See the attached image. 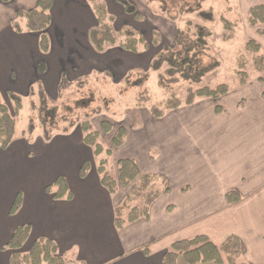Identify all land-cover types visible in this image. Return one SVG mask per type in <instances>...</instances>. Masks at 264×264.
I'll list each match as a JSON object with an SVG mask.
<instances>
[{
  "label": "crops",
  "instance_id": "1",
  "mask_svg": "<svg viewBox=\"0 0 264 264\" xmlns=\"http://www.w3.org/2000/svg\"><path fill=\"white\" fill-rule=\"evenodd\" d=\"M38 2L0 0L2 95L30 93L27 90L39 83L47 95L58 97L64 86L92 78L102 63L136 69L145 61L141 50H96L90 33L98 20L90 0H52L50 51L42 52L39 33L19 34L12 28L19 11L37 8ZM227 3L241 19L231 23V39L223 41L234 42L240 30L246 34V47L254 41L264 54V24L249 23L250 11L264 6V0ZM221 33H226L225 27ZM255 74L217 103L199 99L159 119L140 110L139 122L124 124V144L112 149L114 165L110 168L108 162L107 170L117 178V162L133 160L140 174L135 183L155 177L153 186L161 196L150 205L148 217L126 222L121 229L116 227V210L133 185L119 184L115 194L104 187L97 166L101 159L85 144L81 127L49 140L45 134L36 138V132L30 139L16 129L9 147H0V264L23 258L39 240L54 243L69 264H161L174 243L198 236L217 246L237 237L244 261L264 264V74ZM216 107L223 112L216 113ZM101 124L93 126L100 131ZM115 133L114 127L112 138ZM59 178L65 179L67 192L56 198ZM231 191L242 196L240 204H227ZM18 195L20 208L12 213ZM143 208V199L133 202L122 212V220ZM21 227H29L22 248H6Z\"/></svg>",
  "mask_w": 264,
  "mask_h": 264
},
{
  "label": "trees",
  "instance_id": "2",
  "mask_svg": "<svg viewBox=\"0 0 264 264\" xmlns=\"http://www.w3.org/2000/svg\"><path fill=\"white\" fill-rule=\"evenodd\" d=\"M4 3H9L11 0H1ZM120 6H122L124 13L127 15H133L138 18L137 7L129 0H115ZM93 3L94 11L98 20V27L94 28L90 33V39L96 50L100 53L104 52L108 46L120 47L126 51L138 53L140 47L148 44L146 38L143 35L130 26L124 27L123 37L124 42L118 40L115 34V22L116 17L111 15L108 11V6L105 4V0L101 3L97 0H90ZM97 4V5H96ZM52 8V0H39L37 8H33L27 11H19V19L26 22V27L22 28L18 20L13 21L12 28L15 32L22 34L23 32H34L40 34L39 47L44 53L50 51V38L48 35V29L52 22L50 10ZM198 17L203 21L204 25H198L197 31L194 36L197 38H191L189 33L184 31H178L175 35L181 50L176 53H171V49L167 45H163V52L158 54L152 61L150 69L152 72L159 73V86L163 89H171L170 86L178 83L177 79H170L166 81L163 74L160 73L162 66L165 63L170 65L168 74L170 77L176 74H182L186 81H190L192 85H198L203 83L204 78L213 73L221 67V62L214 58L211 54V48L209 39L213 37L214 33L208 28V25L216 23V16L213 10L200 11ZM249 23L252 26L264 24V6H258L250 11ZM225 30L231 32L233 25L231 23H224ZM186 35V36H185ZM155 38V39H154ZM224 41H229L231 35L226 34L223 37ZM155 46L161 43V38H157L156 33H153V42ZM247 51L254 55L253 65L255 72L264 74V54L261 53L260 46L254 41L247 43ZM201 54H206L209 58H212L214 63H210L208 66H201V62L194 59ZM192 55V56H191ZM239 75H243L241 78V85H246L250 79L244 72L249 64V61L245 56L239 58ZM187 66V67H186ZM41 71V68H40ZM194 73V75H192ZM147 77L148 74H146ZM141 82V81H139ZM137 86V85H135ZM63 87V85H62ZM230 87L227 85H220L215 89L203 87L202 89L195 90L189 88L187 90V97L185 101H182L173 94V97L164 103L162 108L152 107L150 112L155 118L164 117L168 111L178 110L182 106H193L199 99H211L217 102L220 98L230 93ZM8 100L11 104L9 106L4 102L2 94L0 92V147L7 149L13 142L16 136L17 119L22 109V97L14 92H8ZM147 94L142 95L139 98L141 104H147L149 102ZM48 101V100H47ZM35 108V105H32ZM40 111L42 113L41 125H45L46 116L54 117V111H49L46 106V98L44 94L41 95ZM223 110L220 107L216 108V113H222ZM54 123V122H53ZM55 125V123L53 124ZM102 131L105 134H111L114 130V124L109 121L102 122ZM84 134V142L89 147L93 148L94 156L96 158L105 157L101 159L98 167V172L101 176V181L104 187L111 193L115 194L118 190V185L132 186V191L127 197L123 206L116 210V227L121 229L126 222H134L139 217H148L150 205L161 196L159 190L154 189L153 182L155 177L145 176L139 178V170L136 163L130 159H123L117 162L118 177H111L110 171L107 170L108 158L113 155L112 148H106L100 142L101 133L96 130L91 121H85L80 125ZM37 131V127L33 121L28 126V130L25 134L28 138L32 139L34 133ZM53 134L45 132V138L50 139ZM127 132L124 127L116 129L115 136L112 139L114 148H119L124 144ZM87 171V164L82 168V176ZM58 186L59 191L56 198L63 197L67 192V185L64 178H59L55 184ZM143 199L144 208L141 211L133 210L127 221H123L122 212L133 202ZM227 204L230 206L240 204L243 201L242 196L237 191H231L226 196ZM21 195H18L16 202L12 208V213L16 212L20 208ZM29 234V227L19 228L12 241L6 248L20 249L26 242ZM148 254V251H145ZM183 259L185 264H247L243 259L242 244L239 238L233 237L226 243L217 246L210 241L206 236H198L193 239L182 240L172 245L169 251H167L162 258L161 264H179V260ZM70 262L64 259L58 254V249L54 243L48 240H39L35 242L31 251L24 255L23 258L14 257L13 264H69Z\"/></svg>",
  "mask_w": 264,
  "mask_h": 264
},
{
  "label": "rangeland",
  "instance_id": "3",
  "mask_svg": "<svg viewBox=\"0 0 264 264\" xmlns=\"http://www.w3.org/2000/svg\"><path fill=\"white\" fill-rule=\"evenodd\" d=\"M101 1L97 0L100 3ZM109 1L110 6L108 5ZM130 2L137 7L138 18L124 14L122 6L118 5L117 2L115 3V0H107L105 4L109 7V13L117 18L114 26L115 34H118L117 37L120 42L125 41L122 34L124 27L130 26L128 25L130 23L135 26L134 29L146 38L148 44L144 48H140L142 51L141 55L145 58V61L141 63L142 65L135 69L134 66L130 68L127 65L107 67L108 65H103L104 63H102L98 73H95L92 78L79 81L67 87L64 86L58 97H55L52 93L47 95L39 83L27 90L30 93H16L22 97L23 105L17 119L19 133L27 131L31 121L37 127L36 138L43 136L45 132L48 135L66 132L69 129H76V132H78L80 131L81 123L88 120L95 127L101 121H109L117 129L124 127V124L132 125L136 121L139 122L137 118L142 115L140 110L150 112L152 107L162 108L164 103L173 97V94L185 101L189 88L195 90L203 87L215 89L220 85H227L233 93H236L241 88V78L243 77V75L238 74L239 58L241 56H245L249 61L244 71L247 77L254 78L256 75L253 65L254 55L247 51L246 48V34L239 30L234 42L225 43L223 41L224 35L228 34V31L224 34L221 33L224 30V23L236 24L241 19L240 15L236 13L237 9L233 8L232 10L227 0H130ZM91 6L95 5L91 3ZM114 10L117 15L114 14ZM210 10H213L217 20L214 23L215 25H208V28L214 33L213 37L209 39L210 54L221 62V67L206 76L203 83L192 85L190 81H186L183 78L182 74L170 77L168 74L170 65L165 63L160 73L164 75L166 81L177 79L178 83L171 85V89L161 88L159 86V73L152 72L150 69L152 61L158 54L163 52V45H167L171 49V53L181 50L175 37L178 31H184L189 33L191 38H197V36H194L197 31L196 27L204 25L203 21L198 17V13ZM118 14H121V16ZM18 22L22 28L26 27L25 21L19 19ZM98 26L96 23L94 28ZM153 33H156L157 38H161L159 45L155 46L152 43ZM107 53H111V50ZM196 60L201 62V66H208L210 63H214L212 58H209L206 54H201L197 59H194V64ZM31 90L34 92L33 95ZM43 91L46 94L47 108L55 113L53 114L54 117L46 116L44 126L40 123L42 118L40 103ZM145 94L148 95L150 100L147 104H141L138 100ZM2 98L5 103L11 106L7 95H2ZM32 105H35V108H32ZM53 122L55 125H53ZM99 130L102 135L100 140L102 145L113 149L112 136L105 134L102 129ZM103 158L105 159V157L100 159ZM94 161L97 162L96 159ZM108 162L111 168L114 165L113 155L108 158ZM98 163L99 160L97 166H99ZM179 264H185L183 259L179 260Z\"/></svg>",
  "mask_w": 264,
  "mask_h": 264
}]
</instances>
